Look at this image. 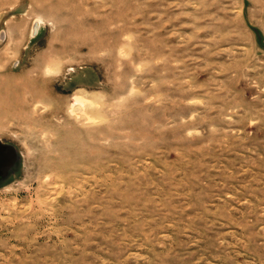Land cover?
Wrapping results in <instances>:
<instances>
[{"label":"rangeland","instance_id":"obj_1","mask_svg":"<svg viewBox=\"0 0 264 264\" xmlns=\"http://www.w3.org/2000/svg\"><path fill=\"white\" fill-rule=\"evenodd\" d=\"M0 140V264H264V0H0Z\"/></svg>","mask_w":264,"mask_h":264},{"label":"water","instance_id":"obj_2","mask_svg":"<svg viewBox=\"0 0 264 264\" xmlns=\"http://www.w3.org/2000/svg\"><path fill=\"white\" fill-rule=\"evenodd\" d=\"M17 159L15 147L0 140V177L6 176Z\"/></svg>","mask_w":264,"mask_h":264},{"label":"bare ground","instance_id":"obj_3","mask_svg":"<svg viewBox=\"0 0 264 264\" xmlns=\"http://www.w3.org/2000/svg\"><path fill=\"white\" fill-rule=\"evenodd\" d=\"M37 22L35 21L34 23H33V26H32V33H35L36 32V30H37ZM25 101V100H24Z\"/></svg>","mask_w":264,"mask_h":264}]
</instances>
